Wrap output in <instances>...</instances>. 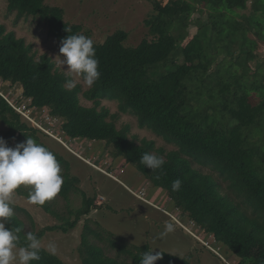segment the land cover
<instances>
[{"label":"trees","instance_id":"1","mask_svg":"<svg viewBox=\"0 0 264 264\" xmlns=\"http://www.w3.org/2000/svg\"><path fill=\"white\" fill-rule=\"evenodd\" d=\"M151 1L154 11L145 19L148 37L137 46H128L125 30H117L98 43L81 24L67 22L60 6L48 5L46 0H7L8 10L16 12L18 20L38 18L59 42L72 34L90 37L101 76L86 91L80 85L68 91L70 75L59 71L48 54L37 59L31 44L0 24V80L20 84L24 98L31 100L29 107L36 111L47 107L61 120L68 137L111 146L115 157L134 165L154 190L162 189L175 208L213 235L227 250L228 258L231 253L240 259L238 264H264V62L251 69L258 59L259 40L264 41V0ZM205 9L208 21L198 20V30L190 37L192 16ZM5 90L1 87L0 120L8 127V146L33 138L52 151L61 165L64 182L58 195L67 200L72 193L83 196V205L69 209L67 216L49 201L40 206L60 221L47 230L68 233L81 217L91 213L95 197L80 189L79 178L70 172V162L41 140L43 132L8 102ZM80 93L93 106L83 105ZM103 99L117 101L121 113L135 115L141 128L173 143L176 149L166 151L154 140L130 137V125L117 127L118 113L100 108ZM146 152L163 157L162 171L152 172L140 164ZM196 165L208 167L219 177ZM219 178L228 182L225 193ZM176 179L182 181L178 192L171 188ZM29 191L25 186L16 190L26 197ZM12 206L14 215L5 226L23 229L19 234L23 246L27 232L20 215L31 219L32 225L34 221L26 209ZM31 232L40 239L45 235L44 229ZM103 234L89 221L85 223L79 264H140L143 252L152 250L149 243L129 245L121 237ZM92 236L99 241L105 237L124 258L107 255L102 245L91 241ZM43 249L41 259L31 264H67ZM160 251L163 258L155 264H193L187 258Z\"/></svg>","mask_w":264,"mask_h":264},{"label":"rangeland","instance_id":"2","mask_svg":"<svg viewBox=\"0 0 264 264\" xmlns=\"http://www.w3.org/2000/svg\"><path fill=\"white\" fill-rule=\"evenodd\" d=\"M158 1L166 4L169 0ZM46 3L62 7L65 11V20L71 24H81L84 30L91 34L92 39L98 43L104 42L109 35L117 30L127 31L129 36L125 42L128 46H137L140 41L148 37L145 19L154 11L151 0H46ZM250 6L251 3H249ZM249 10L241 13L249 12ZM208 18L207 9L203 13H195L192 16V24L189 28L190 37L198 30V20L207 22ZM0 24H4L8 31H14L18 38H24L27 44H31L37 59L43 54H48L55 61L58 70L66 73L67 66L64 65L61 68L56 60L58 55L64 59L63 55L59 53L60 42L48 34L47 26L41 23L38 18L29 16L18 20L16 12L8 10L7 0H0ZM250 36L255 38L253 33H250ZM256 55L258 59L252 63V71L258 68L259 63L264 62V41L262 40H259ZM71 78L75 80L76 85L82 87L83 91L88 89L84 85L82 77L71 76ZM3 86L6 89L5 96L11 103L15 104L16 101H20L22 107L24 104L30 103L31 100L24 98L20 84L4 83L0 80V92ZM80 97L83 105L93 106V103L87 101L81 93ZM101 107L108 108L111 114H119L116 120L119 129L124 125H130V137L137 136L139 140L142 138L154 140L158 148L162 147L166 151L176 149L173 143L169 144L163 138L152 133L151 130L141 128L135 115L121 113L117 101L103 99ZM32 113V109L28 111V114L32 115ZM35 114L39 121L42 123L45 121L41 118L43 111L39 110ZM53 122L46 126L51 128L50 130L55 133V136L40 134V138L48 147L70 162L71 174L79 178L80 189H83L88 196L95 197V207L88 216L81 217L78 226L68 233L49 231L48 227L59 224L60 221L42 207L30 204L28 197L15 191L12 197L13 205L26 209L34 221L32 225L31 219H28L24 214L20 215V218L25 222L26 232L40 233L43 229L45 231V235L41 238L43 248L49 242H54L58 247L56 255L63 261L67 264L81 263L82 255L79 247L84 225L89 221L94 228L103 231L105 237L110 233L113 235V239L121 237L129 245L141 246L144 243H149L156 251L162 250L176 254L181 258H187L193 264H238L240 259L230 252L228 258L227 250L217 244L214 236L205 233L179 209L175 208L167 193L162 189L154 190L149 180L134 165L126 163L122 158L115 157L111 146L102 141L71 139L64 134L60 119ZM7 131V125L0 120V137L6 141L8 140ZM15 146V141H13L11 147ZM196 166L206 173H212L215 177H219L208 167ZM219 181L223 192H227L228 182L220 178ZM29 187L25 186V189L29 190ZM49 203L57 212L67 216L69 209H78L83 205V196L72 193L67 200L57 194ZM173 221L176 223L175 232L164 239L156 238L158 233L163 231L164 224ZM105 237L104 241H99L94 236L90 238L92 242L102 245L110 257L120 256L122 259L123 256L109 246Z\"/></svg>","mask_w":264,"mask_h":264},{"label":"clouds","instance_id":"3","mask_svg":"<svg viewBox=\"0 0 264 264\" xmlns=\"http://www.w3.org/2000/svg\"><path fill=\"white\" fill-rule=\"evenodd\" d=\"M67 32L70 29L66 28ZM56 60L58 65H66L65 71L72 77H82L84 85L92 88L100 79L99 59L96 56L94 41L83 34H72L62 39ZM75 80L66 84L68 91L76 87ZM52 116V115H51ZM53 117V116H52ZM56 118V117H54ZM45 134V133H43ZM72 139V138H71ZM79 140V139H78ZM140 164L152 172L162 171L165 161L163 157L144 153ZM159 175L156 179H159ZM63 177L61 165L55 154L45 146L28 137L25 142L9 147L7 141L0 137V264H31L41 259L42 241L34 232L24 234V244L20 245L22 228H6L5 223L14 215L13 194L20 186H30L28 202L32 205H44L60 192ZM182 181L172 182V191L181 189ZM176 230V223L166 222L163 231L158 233V239H164ZM49 255L55 256L58 251L56 243L49 242L43 249ZM153 250L143 252L140 264H155L163 258V252ZM172 255H176L170 253Z\"/></svg>","mask_w":264,"mask_h":264},{"label":"built area","instance_id":"4","mask_svg":"<svg viewBox=\"0 0 264 264\" xmlns=\"http://www.w3.org/2000/svg\"><path fill=\"white\" fill-rule=\"evenodd\" d=\"M7 100L8 98L6 96H4ZM8 102L10 104H12V106L23 116V118L27 121H29L35 128L39 129L41 132L45 133V134H49L51 136H55V133L50 130L51 128L46 126V124H53V121H58L57 118H54L51 116V114L48 112L47 108H45V110L43 111V118L42 120L45 119V121L42 123L41 121L38 120L37 116H36V108H31L32 109V115L28 114V111H31L29 104H24L22 107L21 105H16L14 103H11L9 100ZM22 108V109H20ZM34 110V111H33ZM41 120V119H40ZM74 140H78V139H74ZM69 149V146L67 147ZM197 237V236H196Z\"/></svg>","mask_w":264,"mask_h":264}]
</instances>
